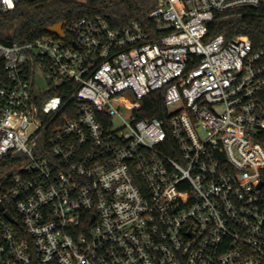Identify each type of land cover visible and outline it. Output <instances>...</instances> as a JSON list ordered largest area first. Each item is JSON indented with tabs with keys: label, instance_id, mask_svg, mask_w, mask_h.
Listing matches in <instances>:
<instances>
[{
	"label": "built area",
	"instance_id": "2783aa9c",
	"mask_svg": "<svg viewBox=\"0 0 264 264\" xmlns=\"http://www.w3.org/2000/svg\"><path fill=\"white\" fill-rule=\"evenodd\" d=\"M250 10L154 0V34L100 14L0 32V264H264V52L211 35ZM158 91L166 116L140 117Z\"/></svg>",
	"mask_w": 264,
	"mask_h": 264
},
{
	"label": "trees",
	"instance_id": "16d2710c",
	"mask_svg": "<svg viewBox=\"0 0 264 264\" xmlns=\"http://www.w3.org/2000/svg\"><path fill=\"white\" fill-rule=\"evenodd\" d=\"M153 8L154 0H23L12 11L0 14V32L6 43H24L48 34L46 27L59 21L69 23L83 16L100 14L112 27L137 20L147 32L154 34V21L149 16ZM220 33L227 39L245 34L255 49L264 52V11L250 10L242 16L222 18L211 27L212 36ZM74 105L72 102L68 107ZM166 113L162 91L146 97L139 109L140 117L161 118Z\"/></svg>",
	"mask_w": 264,
	"mask_h": 264
},
{
	"label": "water",
	"instance_id": "95a60500",
	"mask_svg": "<svg viewBox=\"0 0 264 264\" xmlns=\"http://www.w3.org/2000/svg\"><path fill=\"white\" fill-rule=\"evenodd\" d=\"M66 23V21H59L57 23H54L52 25H49L46 27V31L48 33H52V34H56V35H59V37H64L65 34L63 32V25ZM7 216L13 220V217L11 216L10 213L6 212Z\"/></svg>",
	"mask_w": 264,
	"mask_h": 264
},
{
	"label": "rangeland",
	"instance_id": "374dc122",
	"mask_svg": "<svg viewBox=\"0 0 264 264\" xmlns=\"http://www.w3.org/2000/svg\"><path fill=\"white\" fill-rule=\"evenodd\" d=\"M45 87H46V84H45V82H44L43 79H40V78H39L38 80H36L35 91H36L37 93L43 91ZM179 107H180V104H178V103H176V104H172V105L169 106V111L174 112V111H176L177 109H179ZM115 123H116V125H119V124H120L119 121H115ZM34 129H35V126L33 125V126L30 128V131L32 132Z\"/></svg>",
	"mask_w": 264,
	"mask_h": 264
}]
</instances>
